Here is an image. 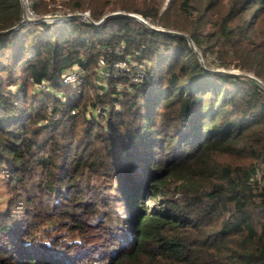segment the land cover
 Returning a JSON list of instances; mask_svg holds the SVG:
<instances>
[{"label": "trees", "instance_id": "obj_1", "mask_svg": "<svg viewBox=\"0 0 264 264\" xmlns=\"http://www.w3.org/2000/svg\"><path fill=\"white\" fill-rule=\"evenodd\" d=\"M47 2L25 0L37 14L57 11ZM59 3L88 6L95 20L104 13ZM123 9L187 32L204 64L184 36L131 15L31 21L21 0H0V170L10 190L0 264H264V88L241 73L264 83V0ZM115 42L122 53L104 52ZM101 53L146 60V77L131 90L118 92L113 78L104 88L92 78ZM230 62L237 73L212 69ZM74 64L85 69L77 92L61 79ZM98 103L108 104L103 121L85 114ZM36 168L42 175L27 184ZM84 169L109 182L96 187ZM98 201L115 214L100 251L83 240ZM57 226L64 232L53 234Z\"/></svg>", "mask_w": 264, "mask_h": 264}, {"label": "rangeland", "instance_id": "obj_2", "mask_svg": "<svg viewBox=\"0 0 264 264\" xmlns=\"http://www.w3.org/2000/svg\"><path fill=\"white\" fill-rule=\"evenodd\" d=\"M59 1L60 0H55V1L48 0L47 7H51V6L55 5L57 7V11H52V9H47L41 14L50 13V12L69 13V12H74V11H81V12L86 11L87 14H89V12H90L88 6H85L81 10H69L68 12H65V10L66 9L68 10V8L65 7L63 10V8L60 6ZM68 1H71V0H68ZM167 1L168 0H83V3L84 4L88 3L91 7H95V6H97L99 8L101 7V8H103L104 13H105V12H109V11H126L123 9L126 6H143V5H145V3H153V2H156L157 4H159V10L161 11L164 8ZM170 11L172 12V15L175 17V19L177 21L182 18L181 16L178 15V12L175 9H170ZM133 12H135V11H133ZM104 13H102V14H104ZM174 13H175V15H174ZM81 18H83V17H81ZM157 26H161V25H157ZM202 59H203V57H202ZM217 60L218 59H216V61ZM231 64H232V62H230V65H229L230 68L232 67ZM74 66H76V64H74ZM214 66H216L214 68H217V69H226V67H224V66L221 67V65H219L218 63H214ZM229 70L238 71L237 68H233V67ZM251 74H252V72H251ZM253 75H255V74L253 73ZM92 78H93V80H95L96 74H93ZM82 84H81L80 89L82 88ZM86 92H88V90ZM56 115H57V113H55L53 116H56ZM220 157L223 160H228L231 162L237 160L236 158H234V156L227 155V154H221ZM83 171H84L83 177L85 179L89 180L91 183H94L96 187L98 186V184H102L101 186H102V188H104L106 183L109 182V179L105 175L89 172L88 170H85V169ZM38 175H42V171L39 170L38 168H36L32 172L31 176L26 179V183L30 184L32 182V179L34 180V178H36ZM9 196H10V190L4 184V174L0 170V208L1 209L4 208V206L7 204V200L9 198ZM49 198H50V196L48 195V192H45V191L43 193L41 192V196L39 197L40 201H39L37 207L35 208V211H37L39 213V215L36 216L39 219L38 220L39 224L44 220V217H45L44 213H46L45 212V209H46L45 205H46L47 199H49ZM151 202L152 201L149 200L147 203H151ZM111 203H114L117 205L119 204L118 199L115 201H112ZM109 207H110V205H109ZM112 207H114L113 204H112ZM104 211H107L105 204L98 201L97 205L92 207V212H90L91 215H93L90 217V224L85 226L86 230L84 233L83 240H85L86 243H88V244L91 243L93 245V247L96 248L97 251H100L101 249L105 248L108 245V243H107V241H108L107 240V230H106L107 226L106 225H108V224L111 225L112 222L115 220V214H112L108 211H107V214H105ZM98 215H99V219H103V224H101V223L97 224L96 222L93 223L94 218L98 217ZM110 225H108V226H110ZM45 230L49 231V229H46V228L44 229V231ZM61 230H62V232H64V228L61 229V228H59V226H57L55 229L52 228L51 232H53V234H54V233L60 232Z\"/></svg>", "mask_w": 264, "mask_h": 264}, {"label": "built area", "instance_id": "obj_3", "mask_svg": "<svg viewBox=\"0 0 264 264\" xmlns=\"http://www.w3.org/2000/svg\"><path fill=\"white\" fill-rule=\"evenodd\" d=\"M25 11L29 15H34L35 12L29 6L25 5ZM104 52H112L114 54H120L123 51L122 44L115 42L113 45H105L103 48ZM211 57V56H210ZM98 72L95 81L102 85L104 88L108 87V81L113 78V86L118 92L123 90L133 89V84L142 81L148 71V64L144 59L134 58L131 55L117 56L108 59L104 54L97 56ZM85 69L76 64L65 69L61 73V79L66 84L73 87L74 92L79 91L81 84L84 82ZM42 87H47V83L39 84ZM61 99L65 98L63 91L58 92ZM108 104H93L87 105L85 108V114L89 112L94 115L100 121H103L107 114ZM74 108L71 112H74Z\"/></svg>", "mask_w": 264, "mask_h": 264}, {"label": "water", "instance_id": "obj_4", "mask_svg": "<svg viewBox=\"0 0 264 264\" xmlns=\"http://www.w3.org/2000/svg\"><path fill=\"white\" fill-rule=\"evenodd\" d=\"M21 4H22V17L26 20H31V21H52V20L65 19L69 16H79V17L81 16L84 19L90 21L91 23L98 25L105 17H107L111 14L121 13V14L131 15V16L139 19L140 21H142L145 25H147V27L155 28L157 30H162V31L170 32V33H176V34L184 36L186 38L190 48L195 52L200 63L204 64L201 53L195 47L193 40L191 39L190 35L187 32L180 30V29L166 28V27H162V26L153 25L146 18H144L140 13H137V12H133V11H109V12H105L98 19L95 20L89 14H87L86 11H84V12L74 11V12H69V13L50 12V13H45V14L29 15L25 11V5H26L25 0H21ZM212 69L218 70L217 68H212ZM219 70L225 71V72H230V73H237L236 70H226V69H219ZM241 73L250 76L253 80H255L257 83H259L264 88V83L257 76H255L251 73H248V72H241Z\"/></svg>", "mask_w": 264, "mask_h": 264}]
</instances>
